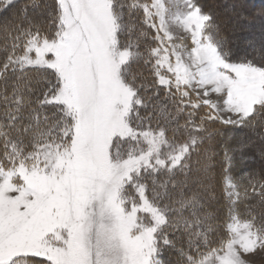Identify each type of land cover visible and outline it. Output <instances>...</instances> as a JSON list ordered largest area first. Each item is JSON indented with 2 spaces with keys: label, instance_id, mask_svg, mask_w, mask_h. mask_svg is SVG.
Masks as SVG:
<instances>
[{
  "label": "snow or ice",
  "instance_id": "obj_1",
  "mask_svg": "<svg viewBox=\"0 0 264 264\" xmlns=\"http://www.w3.org/2000/svg\"><path fill=\"white\" fill-rule=\"evenodd\" d=\"M254 20L0 0V264H264Z\"/></svg>",
  "mask_w": 264,
  "mask_h": 264
},
{
  "label": "trees",
  "instance_id": "obj_2",
  "mask_svg": "<svg viewBox=\"0 0 264 264\" xmlns=\"http://www.w3.org/2000/svg\"><path fill=\"white\" fill-rule=\"evenodd\" d=\"M214 3L218 11L221 13H224L225 8L233 3L236 2V0H215ZM219 3V5L217 4ZM242 3L245 6V13L248 15V17L255 18L254 22L258 26L260 23V16L262 13H264V0H242Z\"/></svg>",
  "mask_w": 264,
  "mask_h": 264
},
{
  "label": "rangeland",
  "instance_id": "obj_3",
  "mask_svg": "<svg viewBox=\"0 0 264 264\" xmlns=\"http://www.w3.org/2000/svg\"><path fill=\"white\" fill-rule=\"evenodd\" d=\"M216 1L215 0H209V3L214 4ZM219 5V3H217ZM215 5V4H214ZM225 11V10H224Z\"/></svg>",
  "mask_w": 264,
  "mask_h": 264
}]
</instances>
